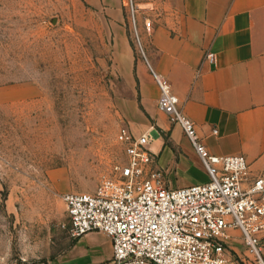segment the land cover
<instances>
[{
	"label": "rangeland",
	"instance_id": "374dc122",
	"mask_svg": "<svg viewBox=\"0 0 264 264\" xmlns=\"http://www.w3.org/2000/svg\"><path fill=\"white\" fill-rule=\"evenodd\" d=\"M159 2L134 0L137 25ZM127 32L145 57L128 0H0V264L104 255L99 236L71 234L63 196L94 191L126 161L118 133H134L141 107L127 87Z\"/></svg>",
	"mask_w": 264,
	"mask_h": 264
},
{
	"label": "crops",
	"instance_id": "0c3cea01",
	"mask_svg": "<svg viewBox=\"0 0 264 264\" xmlns=\"http://www.w3.org/2000/svg\"><path fill=\"white\" fill-rule=\"evenodd\" d=\"M150 19V27L145 19ZM145 57L136 56L127 32V87L139 91L135 135L150 134L151 167L170 187L206 181L208 174L179 123L158 106L159 89L149 65L167 78L179 107L214 154H243L254 170L264 166V0H160L138 22ZM213 52L214 58H206ZM216 129V131H214ZM225 264H255L238 231ZM107 247L99 263L112 256ZM79 239V240H80ZM78 240V241H79ZM264 255V239L262 247ZM97 264V263H96Z\"/></svg>",
	"mask_w": 264,
	"mask_h": 264
},
{
	"label": "built area",
	"instance_id": "2783aa9c",
	"mask_svg": "<svg viewBox=\"0 0 264 264\" xmlns=\"http://www.w3.org/2000/svg\"><path fill=\"white\" fill-rule=\"evenodd\" d=\"M128 3L140 40L134 0ZM145 24L150 27L151 20ZM205 56L213 60L214 53ZM149 69L159 89V108L181 125L208 179L167 186L151 167L150 134L122 128L118 140L126 161L116 164L113 175L103 177L94 191L63 196L71 234H106L112 242L106 264H225L238 231L255 264H264V166L254 170L243 154L211 153L180 109L169 80Z\"/></svg>",
	"mask_w": 264,
	"mask_h": 264
}]
</instances>
